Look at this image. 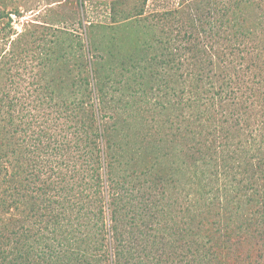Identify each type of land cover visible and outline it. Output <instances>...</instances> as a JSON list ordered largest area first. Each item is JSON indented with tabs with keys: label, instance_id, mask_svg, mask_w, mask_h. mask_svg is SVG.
Listing matches in <instances>:
<instances>
[{
	"label": "trees",
	"instance_id": "obj_1",
	"mask_svg": "<svg viewBox=\"0 0 264 264\" xmlns=\"http://www.w3.org/2000/svg\"><path fill=\"white\" fill-rule=\"evenodd\" d=\"M147 5L87 20L79 85L0 87V264H264V0Z\"/></svg>",
	"mask_w": 264,
	"mask_h": 264
},
{
	"label": "rangeland",
	"instance_id": "obj_2",
	"mask_svg": "<svg viewBox=\"0 0 264 264\" xmlns=\"http://www.w3.org/2000/svg\"><path fill=\"white\" fill-rule=\"evenodd\" d=\"M117 1L126 13L140 10L144 0H0V8L5 10V20L0 21V87L4 91L9 89L21 102H27L36 99L38 94L41 99L45 98L43 87L48 85L57 92L65 86L79 85L81 74L76 42L79 37H86L83 30L89 24L87 20L113 24L111 9ZM176 2L147 0V6L148 10L164 9ZM8 12L12 21L5 25L9 20ZM66 26L70 28L68 33L63 31ZM116 36L120 38L118 45L124 53L138 35L135 31L124 30ZM20 178L19 173L17 180ZM175 181L171 197L174 227L185 237L190 225L189 183L181 174L176 175ZM185 242L188 240L181 241ZM243 252H252V247L246 246Z\"/></svg>",
	"mask_w": 264,
	"mask_h": 264
}]
</instances>
